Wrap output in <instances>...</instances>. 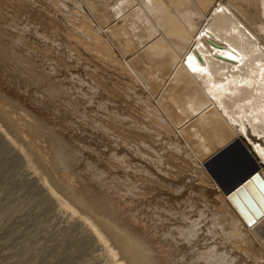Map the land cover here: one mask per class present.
Here are the masks:
<instances>
[{
  "label": "bare ground",
  "instance_id": "1",
  "mask_svg": "<svg viewBox=\"0 0 264 264\" xmlns=\"http://www.w3.org/2000/svg\"><path fill=\"white\" fill-rule=\"evenodd\" d=\"M36 1L5 0L16 12L28 16ZM45 4L33 11L41 20L26 22L18 29L23 34L33 29L47 41L58 43L55 48L67 47L80 67L87 65L90 90L79 91L92 103V112L83 110L81 116L89 117L108 138L104 161L114 191L109 194L137 198L145 229L153 227L155 234L145 242L140 234L130 233L133 219L127 216L128 220L121 222L118 210L113 212L108 203L103 205L105 201L98 205L99 196H95L96 202H91V195L88 201L81 196L74 204L71 196L70 200L51 184L30 151L0 123V143L22 156L25 170L37 178L41 192L65 217L91 231L92 240L111 264H127L125 257L130 264H264V218L257 216L264 195V0H49ZM22 63L14 64L11 73L16 74ZM22 66L25 69L26 64ZM78 76L82 82L86 79ZM53 84H49V99L62 90ZM81 84L83 88L86 83ZM95 167L87 179L100 188L104 173ZM120 195L116 197L120 199ZM128 207L127 203L125 209ZM97 215L106 219L100 221L98 216L97 222L93 218Z\"/></svg>",
  "mask_w": 264,
  "mask_h": 264
},
{
  "label": "rangeland",
  "instance_id": "2",
  "mask_svg": "<svg viewBox=\"0 0 264 264\" xmlns=\"http://www.w3.org/2000/svg\"><path fill=\"white\" fill-rule=\"evenodd\" d=\"M48 1L49 0H38V1H36L37 6L35 4L32 5L33 10L31 9L32 12H31V10H29L30 14L28 16L23 11H21V12L17 11L16 12V10H14L12 8V6L8 4L9 2L6 3L5 0H1V3H0V27L4 26V25L5 26L2 27V30L0 31L1 32L0 33V35H1L0 36V48L5 47L4 48L5 51H3L2 48H1L2 50H0V123L3 124L4 127L14 137L17 138L19 143H22L30 151V153L32 155L31 156L32 160L34 159L33 161L36 163L37 166H39L38 169H40L43 174L45 173V176L48 177V180L50 179L49 181L51 182V184L54 187H56L57 190H59L64 196L66 195V197H68L69 199L71 196V199L73 198L72 202L74 204L76 202L78 204L77 200L80 199L81 196H82L81 199L85 198L84 200H86V201H88V199L93 197V198H91V202H93L92 201L93 199L95 202L98 200L97 202L100 203L98 205L103 204V202L105 201L103 205L109 204L110 207H112L111 209H113L112 211L115 213H117V210H118L119 213H117V215L119 214V217H120V214H122L121 217H123V218L120 217L121 222H122V219H123V221L125 219V222H126L127 216H130L128 218H130L131 221L133 219V221L131 222L132 223V225H131L132 230L129 229L130 233L132 232V233L140 234V237H142L145 240V242L146 241L148 242L149 239H152V234L153 233L155 234V228L149 227L148 228L149 230L147 229L148 231L145 229L147 227L145 226V223H144L145 221L143 220L144 216L141 215L139 209L137 208V205L139 206V201H137V198L132 197V200H127L126 197H124V196L121 197L120 194H116V193H115L116 195L113 194L114 191H112L110 189L111 184H109V182L112 181L110 179L111 175L108 173L109 167L106 164V162L104 161V159H105L104 155H106L105 152H107L109 150V148H107V147H109V145H108L109 142L107 140L108 138L106 137V135L103 132H101V130H98L96 127H94L91 124V120L89 117H87V118L84 117L85 119H83V117H82L83 116L82 115L83 110L87 111L89 113L92 112L91 108H90L92 103H90V102L87 103L88 100L86 99V97L84 95H81V92L84 91V89H85V91H88V89L90 90V85H88L89 83L86 82V81H88V78L90 77V75L87 71V70H89L87 65H83L82 67H80V65H82V64L80 62L77 63L75 61L74 55L71 53L69 54V52L66 50L67 47H65V49L63 48L64 50L61 49L62 47H59V46H57V48H55L58 43L54 44L55 41H53V42L51 40L47 41V38L44 39L43 38L44 36L40 37V35L35 33L33 31V29L31 31L28 30V32H25L24 34L21 31H19L20 29H18L20 27H23L26 22H28V24L29 23L33 24L34 23L33 21L38 22L39 20H41L42 17H40V19H38L39 17L36 18V15L33 13V11L35 12V10L38 9L37 8V7H39L38 5L44 6L45 3H46L45 5H47ZM39 10H40V8H39ZM39 10H36V11H39ZM19 13H20V15H19ZM32 13L35 16V18H33L34 16H32ZM24 17H26V18H24ZM12 19H13V21H12ZM14 20H15V22H14ZM23 21H25V22H23ZM29 27L33 28L31 26H29ZM6 33H7V35H6ZM8 34H10V35H8ZM20 36H23L22 41L20 40L21 39ZM18 37H20V39ZM40 38H42V39L40 40ZM4 39H6V40H4ZM16 41H17V43H16ZM31 41H32V43H31ZM34 43L37 45H35ZM25 45H26V47H25ZM52 45H53V47H52ZM54 45H55V47H54ZM48 49L50 50V52L48 51ZM56 49H59V51L56 52ZM6 50L8 52H10V54ZM11 52H14V53L16 52V54L14 55L12 53L14 55L12 57ZM47 52H48V54H47ZM52 56H54V57H52ZM25 59H27V61ZM24 60H25V62H24ZM19 61L23 62L22 64H20L21 67H19V70H18L19 73L16 72L17 75L14 72L11 73L12 66H15L14 64H16V65L19 64L20 63ZM24 63L26 64L25 69H23L24 66H22V65H25ZM63 63H64L65 67H63ZM66 65L69 67V68H67V70H65L67 67ZM74 65H77L79 67L75 68L76 66H74ZM83 67L84 68L87 67V68L84 69ZM46 68H47V70H46ZM53 68H55V70ZM49 70L51 71V73ZM78 74H80V76H82V77L83 76L86 77V79L83 77L82 80L83 79H85V80H83V82H82L81 78L78 76ZM82 74H84V75H82ZM11 75H13V76H11ZM50 75H52V76H50ZM76 75L79 77L80 81ZM64 76H65V78H64ZM39 78L40 79L43 78V79H41V81H39L40 80ZM36 79H38V81H36ZM81 83H86L87 85L83 84V88H82ZM44 84H47V86ZM49 84H53L57 88L62 87L61 88L62 90L58 89V91L60 93L56 91L57 93L54 94L55 97L51 96V99H49L50 98L49 90L52 89V87ZM43 86H45L46 89ZM38 87H39V89H38ZM80 89H82V90H80ZM42 90L47 91L46 93L49 94L48 98H47L45 91L43 92ZM67 90H68V92H67ZM61 91H63V93ZM58 94H59V96H58ZM40 96H41V98H40ZM71 99L73 101H71ZM49 100H51L52 102ZM69 100L71 101L70 103H69ZM79 102H80V104H79ZM84 107H85V109H84ZM74 113H75V115H74ZM55 125H58V126H55ZM19 130H21L20 132H22V133L25 130V132L27 134L26 133L22 134L19 132ZM102 138H104V139H102ZM53 140L54 141L57 140L58 142L55 141V142H57V144L56 143L54 144ZM106 140H107V142H106ZM62 141L63 142L65 141V144ZM0 142H2L1 138H0ZM60 142H62V145ZM2 145L3 144L0 145V217L2 216V218H0V221L2 222V223L0 222V228L1 227H3V228H1L2 230L0 229V234H1L0 235V264H5V263L6 264H21V263L22 264H37V263L38 264H58V263L59 264H111L110 262L109 263L107 262L109 260L106 258L105 254L104 253L101 254L103 249L101 248L102 249L101 250L100 247L97 245V243H95L92 240L93 235H92L91 231L88 230V228H84L80 225H77V223L75 221H73V219L71 220V218L69 219L68 217H65L66 216L65 213L63 214V212H61L60 210H58V208L56 206H54L55 203L52 201V199L49 198L45 194V192L44 193L41 192L42 190L39 187L38 182H35V181H37V178L33 177L27 173V171L25 170V166L22 163V162H24L22 156H20V154L17 153L15 150H13V149L10 150L9 146L7 147L6 144H5L6 147H5V145H3L4 147L1 148ZM35 145H36V147H35ZM106 145H108V146H106ZM65 146H66V148H65ZM4 148H5V150H4ZM64 150H65V152H64ZM96 150L99 151V152L98 151L97 152L100 153V155L96 152ZM60 153H62V154H60ZM101 155H102V157H101ZM41 156H42V158H41ZM19 159H21V160H19ZM99 160H101V161H99ZM21 165H23L22 166L23 169H22ZM64 165L67 166V168H66L67 170H65L66 166H64ZM84 166H86V167H84ZM92 166L99 167L101 169V171L104 173V178H105L104 180L105 181L102 182V184L104 183L103 187L101 186L100 188H98L97 186H99L100 184L95 185L96 183H94V181L87 179L89 174H92V171H94L96 168V167L94 168ZM106 166H107V168H105ZM91 167H92V170H91ZM86 169H87V171H86ZM89 169L91 170V172ZM107 169H108V171H107ZM73 170H74V172H73ZM72 173L74 175H72ZM25 177H26V180H25ZM70 178H72V179H70ZM89 178H90V176H89ZM106 178L108 179V183H107ZM82 182H85V183H82ZM90 183H91V185H90ZM30 187H31V189H30ZM87 187H88V189H87ZM102 188H104V189H102ZM91 190H93L94 192L92 194H88L87 191H91ZM67 191L68 192L70 191V192L68 193ZM98 191H99V193H98ZM104 192L106 193V195ZM109 192H113V193L109 194ZM35 193H36V195H35ZM96 193H98L99 195ZM40 195H41V197H40ZM74 195L79 196V197L74 198L75 197ZM89 195H91V197ZM101 195L103 198L101 197ZM107 195L109 196V198ZM118 195H120V199H119V197H116ZM95 196H97V197L99 196L97 200L95 199ZM112 198H113V200H112ZM117 198L119 199V201ZM18 199H20V200H18ZM42 200L44 202H42ZM73 200H75V202ZM115 200H116V202H115ZM18 201H19V204H17ZM50 201H52V202H50ZM124 201H126V202H124ZM129 201H131V202H129ZM89 202H90V200H89ZM127 203L129 206L127 208L128 211L125 209L127 207ZM134 205H136V206H134ZM117 206L120 209V211H119V209H117ZM55 207L57 209H55ZM12 208H14V209H12ZM16 208H17V210H15ZM135 208H137L136 209L137 211L135 210ZM114 209H115V211H114ZM124 209L126 212H124ZM129 209H131L132 211ZM41 210H43V211H41ZM57 210H58V212H57ZM12 211H13V214H12ZM15 211H17V212L15 213ZM31 212H32V214H31ZM49 212H50V214H48ZM128 212H130L129 213L130 215L128 214ZM132 212H134L133 217L135 218V221H134V218L131 217L133 215V214H131ZM45 213H46V215H45ZM33 214H34V216H33ZM59 214H60V216H59ZM136 214H137V216H136ZM138 214H140V215H138ZM43 215H45V216H43ZM99 215L93 217L94 220L96 219L95 221L99 222V220L101 221V219H106L105 215H103V216H99ZM150 215H151V213H150ZM150 215L148 214L147 217H149ZM107 217H110V216H107ZM97 218H99V220ZM138 218H140V219H138ZM141 220H143V221H141ZM51 221H52V223H51ZM136 221H137L136 225L139 224V226H140V224L141 225L143 224L144 228L142 226L139 227L138 225L136 227L135 224L133 225V222L135 223ZM38 224H39V226H38ZM9 227H11V228H9ZM104 227H106V226L102 227L103 230L105 232H108L107 227H106V229ZM140 228H141V230H140ZM86 229H87V231H86ZM18 230H19V232H18ZM48 230H49V232H48ZM142 230L143 231L146 230V233L142 232ZM26 232H27V234H26ZM88 232L90 234H88ZM8 233H9V235H8ZM147 233H148V235H147ZM135 236L137 237V235H135ZM63 239L64 240L66 239V240L64 241ZM51 240H53V241H51ZM153 240H150L151 243L149 241L151 246H153L152 244H154ZM38 241H39V244H38ZM46 241H48V242H46ZM54 241H56V242H54ZM61 241H63L62 243H64V244H61V245L59 244L56 247L57 242H61ZM69 241L70 242L73 241V243L72 242L71 243H72V245L73 244L74 245L72 246L71 243H69ZM41 242L43 245L40 244ZM45 242H46V244H45ZM65 243H67V244L65 245ZM32 245L33 246L35 245L36 247H34V249H33ZM69 245H71L72 247L70 248ZM77 246H78V248H77ZM24 247H26V248H24ZM27 247L30 248L29 249L30 251L27 250L28 249ZM75 249L76 250L78 249V250L76 251ZM71 250H73L74 252L70 253ZM27 252L29 254H27ZM73 253H75V255ZM67 254H69V255L71 254L70 257L72 260L70 259L69 255H67ZM56 255H57V257H56ZM67 256H68V258H67ZM19 258H21V259H19ZM52 258H53V260H50ZM2 259H3V261H2ZM30 259L34 260V261H32L33 263L30 261ZM19 260H22V261L20 262ZM128 260L129 259H127L125 257V261L127 262V264H130L128 262Z\"/></svg>",
  "mask_w": 264,
  "mask_h": 264
},
{
  "label": "snow or ice",
  "instance_id": "3",
  "mask_svg": "<svg viewBox=\"0 0 264 264\" xmlns=\"http://www.w3.org/2000/svg\"><path fill=\"white\" fill-rule=\"evenodd\" d=\"M250 186V185H249ZM260 204H261V209H264V195H261L260 196ZM255 207V205H254ZM261 209H257V213L262 217L264 218V210H261ZM249 221L254 223V220H253V216L252 215H249Z\"/></svg>",
  "mask_w": 264,
  "mask_h": 264
},
{
  "label": "water",
  "instance_id": "4",
  "mask_svg": "<svg viewBox=\"0 0 264 264\" xmlns=\"http://www.w3.org/2000/svg\"><path fill=\"white\" fill-rule=\"evenodd\" d=\"M257 216H259V214Z\"/></svg>",
  "mask_w": 264,
  "mask_h": 264
}]
</instances>
